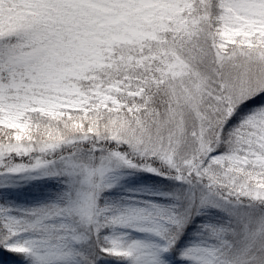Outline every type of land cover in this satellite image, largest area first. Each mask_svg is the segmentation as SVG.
<instances>
[{
	"label": "snow or ice",
	"instance_id": "snow-or-ice-1",
	"mask_svg": "<svg viewBox=\"0 0 264 264\" xmlns=\"http://www.w3.org/2000/svg\"><path fill=\"white\" fill-rule=\"evenodd\" d=\"M0 264H264V0H0Z\"/></svg>",
	"mask_w": 264,
	"mask_h": 264
}]
</instances>
